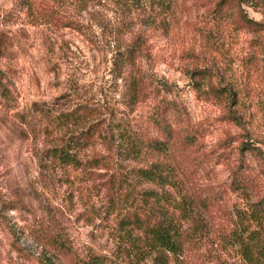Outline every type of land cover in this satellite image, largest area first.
I'll list each match as a JSON object with an SVG mask.
<instances>
[{"label":"rangeland","instance_id":"374dc122","mask_svg":"<svg viewBox=\"0 0 264 264\" xmlns=\"http://www.w3.org/2000/svg\"><path fill=\"white\" fill-rule=\"evenodd\" d=\"M159 118L177 143L134 151L164 140ZM89 130L78 167L46 156ZM154 166L170 185L138 175ZM262 197L264 0H0V264H247L242 216ZM139 206L172 224L177 252L150 249Z\"/></svg>","mask_w":264,"mask_h":264},{"label":"trees","instance_id":"16d2710c","mask_svg":"<svg viewBox=\"0 0 264 264\" xmlns=\"http://www.w3.org/2000/svg\"><path fill=\"white\" fill-rule=\"evenodd\" d=\"M246 22L257 28L262 27V25L257 22H248L247 19ZM146 83L148 84L147 79L144 80L141 78L135 79L131 82L129 90L130 97L134 99L140 97V94L142 95V91H144V87H146ZM80 110L81 111L76 110L69 114H62L59 118H56L52 122V126L54 125L52 129L56 128L58 131H65V135H68L67 131L69 127H75V125L84 121L89 115L95 114V108L89 106L82 107ZM78 112H82V114L79 115ZM179 115L181 116L180 113ZM159 119L160 120L155 121V124L158 125L159 130L164 134V140L158 138L148 140L147 142L144 141L142 143L135 142L134 147L136 150L134 151L140 152L142 151V148H145L160 154L164 151H168L175 143H177L175 130H173L164 119ZM96 133H98V130H89L78 136L71 134L65 144L55 146L48 150L46 156L60 166L78 167L81 161L75 151L89 145ZM184 140V143L189 147L194 145L191 138L184 137ZM94 165H99V161L94 160ZM161 168L162 167L154 166L150 169L140 170L138 171V175L145 179L146 182L158 184L161 188H165L172 183V180H170L169 173ZM239 170L240 171L235 174L236 176L234 177L232 184L235 190H246L251 183L250 175L247 174L245 169ZM145 194L148 196V201H150L149 199L155 195L154 192H146ZM137 210L138 212L135 211L132 215L133 218L130 220L131 225L135 228L143 229L145 234L152 238L150 249L161 253L167 251L177 252L181 247V242L178 236L179 233L176 232L172 224L165 223L164 220L162 222L157 220L154 214L150 211L152 209H149L147 213H142L139 206V209ZM248 211L249 214H244L242 219L245 223L251 225L255 223L256 228L252 230V233L248 235V237L241 238L238 242L247 264H264V197L252 204ZM50 246L51 248H54L56 252L65 255H70L72 252V249L67 243H65V241H53Z\"/></svg>","mask_w":264,"mask_h":264}]
</instances>
